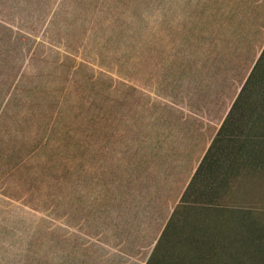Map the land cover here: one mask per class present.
<instances>
[{
    "label": "rangeland",
    "instance_id": "374dc122",
    "mask_svg": "<svg viewBox=\"0 0 264 264\" xmlns=\"http://www.w3.org/2000/svg\"><path fill=\"white\" fill-rule=\"evenodd\" d=\"M0 91V264L264 256V0H0Z\"/></svg>",
    "mask_w": 264,
    "mask_h": 264
},
{
    "label": "trees",
    "instance_id": "16d2710c",
    "mask_svg": "<svg viewBox=\"0 0 264 264\" xmlns=\"http://www.w3.org/2000/svg\"><path fill=\"white\" fill-rule=\"evenodd\" d=\"M255 70H256V65L253 66V68H252L250 74L248 75V77H247V79H246L244 85L242 86L241 90L239 91V93H238L236 99H238L239 97H241V96H242L241 94L244 93V89L246 88V86L248 85L249 81L251 80V78H252V76H253ZM0 92H1V91H0ZM47 140H48V136H46V138H45V142H47ZM165 233H166V229L162 232V234H161L159 240H162V238H163V236H164ZM251 239H252V238H251ZM252 240H255V238H253ZM194 241H198V240H194ZM198 242H199V241H198ZM254 245H257V243L254 244ZM258 245H259V244H258ZM260 245L264 246L262 243H261ZM157 246H158V244H157ZM223 246H224V247H228L227 244H223L222 247H223ZM224 247H223V248H224ZM214 252H215V254H217V256H218V252H217V250H214ZM155 253H156V247H155V249H154V252L151 254V256L149 257V259L147 260L146 264H159V263H158V259L156 260ZM183 260H184V261H183ZM182 261L184 262V264H205L204 262L199 263V261H198L197 263H194L193 260H188V259H186L185 257H182ZM187 261H188V262H187ZM163 264H180V261H179V262H174V261H172V260H169L168 262L163 263ZM181 264H182V262H181ZM254 264H264V256H262L261 258H257V259L254 261Z\"/></svg>",
    "mask_w": 264,
    "mask_h": 264
},
{
    "label": "crops",
    "instance_id": "0c3cea01",
    "mask_svg": "<svg viewBox=\"0 0 264 264\" xmlns=\"http://www.w3.org/2000/svg\"><path fill=\"white\" fill-rule=\"evenodd\" d=\"M222 124H223V121H221L220 126H221ZM230 135H231V134H230ZM213 137H215V136H213ZM210 141H211V140H210ZM205 147H206V146H205ZM202 153H203V152H202ZM201 155H202V154H201ZM201 155H200V156H201ZM200 156H199V157H200Z\"/></svg>",
    "mask_w": 264,
    "mask_h": 264
}]
</instances>
